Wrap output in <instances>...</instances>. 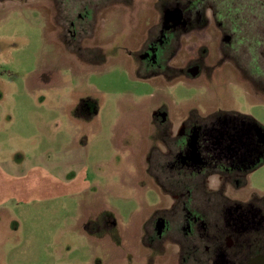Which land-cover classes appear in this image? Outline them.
<instances>
[{"label": "rangeland", "instance_id": "obj_1", "mask_svg": "<svg viewBox=\"0 0 264 264\" xmlns=\"http://www.w3.org/2000/svg\"><path fill=\"white\" fill-rule=\"evenodd\" d=\"M110 1L99 8L112 10L98 18L95 40L82 46L84 61L39 15L42 0H0V264H175V245L142 239L159 201L146 173L151 149L163 145L153 114L165 108L171 122L190 109L232 112L264 128V66L144 79L135 56L153 0ZM191 1L206 12L196 34L209 48L219 43L217 23L245 27L244 38L264 44V0ZM192 37L180 48L202 43ZM241 195L264 197V163L244 177ZM144 243L156 246L155 260Z\"/></svg>", "mask_w": 264, "mask_h": 264}, {"label": "flooded vegetation", "instance_id": "obj_2", "mask_svg": "<svg viewBox=\"0 0 264 264\" xmlns=\"http://www.w3.org/2000/svg\"><path fill=\"white\" fill-rule=\"evenodd\" d=\"M110 2L42 0L44 7L38 8V13L72 55L89 61L82 46L95 40L98 18L112 10L99 8ZM192 3L191 0L150 2L154 13L142 27L135 56L138 74L144 79L176 80L180 75L196 79L199 77L196 68L201 66H229L240 73L244 61L258 73V65L264 66V44L257 39L253 41V37L250 42L244 38L241 31L247 32L245 27L231 24L225 30L217 23L219 43L209 48L203 32L196 34L204 29L200 24L206 12ZM174 11H180L179 20L171 15ZM228 12L222 17L228 16ZM235 13L241 24L249 22L246 21L249 17L245 21L239 17L242 12ZM258 18L259 15L250 16L251 21ZM185 34H194L191 40L202 43L180 48ZM213 51L215 58L210 59L207 56ZM246 54L250 59L239 58ZM182 67L185 69H176ZM172 69L180 73L167 77L165 74ZM167 111L163 108L153 114L163 145L159 151L151 149L146 173L159 190V201L150 207L142 239L166 242L164 250L169 244L175 245L176 250L171 252L175 264H249L263 256L264 197L243 198L241 189L244 177L264 163V128L237 113L220 111L200 117L191 109L170 122ZM201 243L203 253L198 249ZM144 246L147 258L155 260L159 256L156 249L152 250L156 246L145 243Z\"/></svg>", "mask_w": 264, "mask_h": 264}, {"label": "water", "instance_id": "obj_3", "mask_svg": "<svg viewBox=\"0 0 264 264\" xmlns=\"http://www.w3.org/2000/svg\"><path fill=\"white\" fill-rule=\"evenodd\" d=\"M171 15L174 17V19H178V20L180 19V11H174ZM249 264H264V255L254 258L253 260L250 261Z\"/></svg>", "mask_w": 264, "mask_h": 264}]
</instances>
